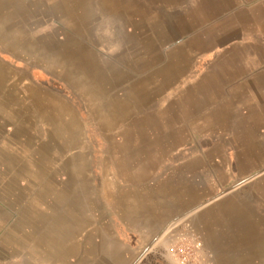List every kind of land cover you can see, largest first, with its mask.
<instances>
[{"label": "rangeland", "instance_id": "1", "mask_svg": "<svg viewBox=\"0 0 264 264\" xmlns=\"http://www.w3.org/2000/svg\"><path fill=\"white\" fill-rule=\"evenodd\" d=\"M66 7L0 0V251L59 239L60 264H77L100 233L130 264H264V158L175 130L145 99L152 55L176 38L162 12L88 34Z\"/></svg>", "mask_w": 264, "mask_h": 264}, {"label": "crops", "instance_id": "2", "mask_svg": "<svg viewBox=\"0 0 264 264\" xmlns=\"http://www.w3.org/2000/svg\"><path fill=\"white\" fill-rule=\"evenodd\" d=\"M60 1H66L77 30L88 34L92 21L106 29L114 20L121 29L123 19L143 13L154 20L162 12L163 39L176 38L172 44L158 45L157 64L154 55L150 60L153 70L146 76L145 99L152 103L153 114L164 117L175 130L209 133L212 142L227 141L235 147L242 142L253 155L264 158V0ZM188 20L199 21L190 34L184 30ZM188 67L193 76H188ZM191 77L194 81L188 82ZM138 91H144L140 83ZM195 196L197 204L202 191ZM96 236L77 264H130L128 246L100 233ZM22 237L23 244L11 237L4 240L0 264H43L45 256L51 264H60L64 251L59 239L46 252L39 237L33 254H28L27 237ZM66 250L75 252V247Z\"/></svg>", "mask_w": 264, "mask_h": 264}, {"label": "built area", "instance_id": "3", "mask_svg": "<svg viewBox=\"0 0 264 264\" xmlns=\"http://www.w3.org/2000/svg\"><path fill=\"white\" fill-rule=\"evenodd\" d=\"M199 245V244H198ZM188 261V257H186L185 255L183 256V258L181 259V264H186Z\"/></svg>", "mask_w": 264, "mask_h": 264}, {"label": "bare ground", "instance_id": "4", "mask_svg": "<svg viewBox=\"0 0 264 264\" xmlns=\"http://www.w3.org/2000/svg\"><path fill=\"white\" fill-rule=\"evenodd\" d=\"M10 1V0H9ZM8 39H9V37H8ZM7 41H9V40H7ZM30 50H31V48H29ZM182 245V244H181ZM187 245V244H186ZM185 247V246H184Z\"/></svg>", "mask_w": 264, "mask_h": 264}]
</instances>
